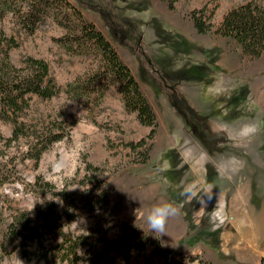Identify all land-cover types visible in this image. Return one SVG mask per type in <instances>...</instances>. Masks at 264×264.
<instances>
[{
  "label": "rangeland",
  "instance_id": "374dc122",
  "mask_svg": "<svg viewBox=\"0 0 264 264\" xmlns=\"http://www.w3.org/2000/svg\"><path fill=\"white\" fill-rule=\"evenodd\" d=\"M67 1L117 50L153 107L158 127L151 156L147 163H138L124 146L145 138L150 129L137 122L134 112L122 108L114 87L105 93L95 124L85 118L77 101L62 92L49 99L31 95L17 122L40 126L61 121L68 134L35 163L27 158L25 138L6 144L13 126L0 118V244L9 245L0 264H42L33 256L24 259L16 241L6 243L11 219L46 202L59 207L61 191L85 198L95 178L106 183L109 203L93 213L78 211L63 227L67 235L82 234L86 243L93 244L100 237L115 240L126 229L127 234L157 239L162 248L177 250L185 264H264L260 226L259 231L253 229L254 220L240 217L239 205L229 204L238 199L242 190L235 191L242 183L247 203L241 211L258 212L254 198L264 191V53L243 55L239 46L214 31L224 13L248 0H177L173 10L162 0ZM204 8L211 29L199 34L190 13ZM0 28L17 39L18 46L9 52L10 63L18 68H26V56L43 59L56 83L64 86L86 67L52 43L51 38L62 33L56 25L45 23L32 35H17L19 27L8 15ZM183 108L207 117L227 141L214 145L204 140L182 115ZM245 123L258 126L248 140L236 135ZM89 163L97 168L93 176L86 169ZM36 178L54 185L52 193L34 187ZM89 178L93 180L87 183ZM190 184L213 186L210 200L199 194L206 206L180 195ZM164 202L172 203L178 214L169 218L165 234L152 233L147 211ZM59 240L48 236L44 244ZM29 249L32 252L34 246ZM110 257L111 264L161 263L152 246L142 254L130 250Z\"/></svg>",
  "mask_w": 264,
  "mask_h": 264
},
{
  "label": "trees",
  "instance_id": "16d2710c",
  "mask_svg": "<svg viewBox=\"0 0 264 264\" xmlns=\"http://www.w3.org/2000/svg\"><path fill=\"white\" fill-rule=\"evenodd\" d=\"M169 10L174 9L177 0H162ZM11 15L18 25L17 35H32L42 24L51 23L61 28L62 33L51 38L52 43L68 57L79 58L86 67L72 82L60 86L53 79L49 65L43 59L26 56L23 63L26 68H18L10 63V50L18 46L13 34L6 35L0 28V118L12 124L13 130L7 145L20 138L28 140L27 158L37 163L44 151L53 143L64 138L68 131L61 121L43 122L40 126L17 122L18 114L28 107L31 95L40 99H49L62 92L70 101H77L84 110L85 118L96 123L105 93L114 87L120 95L122 108L127 113L134 112L136 120L144 127H149L145 138L124 146L134 153V161L145 164L151 156L153 139L158 127L156 114L147 97L133 77L128 66L121 60L116 49L112 47L101 31L84 20L81 12L67 0H0V24ZM205 8L192 11L190 17L193 27L199 34L208 33L211 24L207 22ZM209 18V17H208ZM215 34L228 39L240 47L243 55L259 57L264 53V3L256 0L233 6L223 14L215 28ZM186 118L204 140L212 144L227 141L225 135L207 117L195 110L188 113L183 108ZM199 121V123H198ZM202 136V137H203ZM87 171H97L90 163ZM86 178V176H85ZM94 178V177H93ZM93 179L87 180L92 182ZM94 186L85 198L68 196L61 191V202L57 207L54 202H46L30 213L21 212L14 216L7 226L6 243L16 241V246L24 259L36 260L42 264H111L112 253L134 251L142 254L152 246L153 253L161 258L160 264H185L182 255L175 249L162 248L157 239L147 240L140 235L127 234L126 229L115 240L100 237L93 244L86 243L87 237L69 236L64 231L78 211L87 209L93 213L104 209L109 203V189L102 180L95 178ZM41 188V192L52 193L54 185L40 182L36 178L32 183ZM98 217V215L96 216ZM97 225V222L93 224ZM48 236H59L54 244H44ZM34 246L33 251L29 249ZM9 245L0 244V261Z\"/></svg>",
  "mask_w": 264,
  "mask_h": 264
},
{
  "label": "clouds",
  "instance_id": "9594fccd",
  "mask_svg": "<svg viewBox=\"0 0 264 264\" xmlns=\"http://www.w3.org/2000/svg\"><path fill=\"white\" fill-rule=\"evenodd\" d=\"M258 132V126L256 123H245L243 124L236 135L242 140H248L251 137L255 136ZM233 162H238L236 157L231 158ZM227 171V169H225ZM212 185H207L206 187L199 188L195 184H190L184 187V189L180 192V195L188 200V202L192 201L195 198L201 205H205V201L201 199L199 194H207L208 199L212 198ZM35 203V202H34ZM32 207L29 211L32 210ZM178 214V209L169 202L158 203L152 205L146 214V223L148 225L149 231L152 233H160L165 234L167 222L170 217H174ZM19 264H22L19 261Z\"/></svg>",
  "mask_w": 264,
  "mask_h": 264
},
{
  "label": "bare ground",
  "instance_id": "6f19581e",
  "mask_svg": "<svg viewBox=\"0 0 264 264\" xmlns=\"http://www.w3.org/2000/svg\"><path fill=\"white\" fill-rule=\"evenodd\" d=\"M241 190L244 191V193H245L244 186H242V183H239L237 185V189H236L235 192L238 193ZM262 190H264V189L262 188ZM242 191L240 193H238L239 194V197H238V199L236 201L229 200L230 207H231L232 203H234L237 206L239 205L237 214L238 215H241L240 217H244L247 220L248 219H253L254 222L252 223V228L258 230L259 229V226H260L261 231H259V230L258 231L261 234L260 237H263L264 238V191H262V195L261 196H259L257 198H254L256 204H258V206H254V207H257L259 209L258 212H254L250 208H249L250 209L249 211H245V212H242L241 211V208H244L245 205H246V203H247L246 202V198H247L246 197V193L244 194Z\"/></svg>",
  "mask_w": 264,
  "mask_h": 264
},
{
  "label": "flooded vegetation",
  "instance_id": "af4514ba",
  "mask_svg": "<svg viewBox=\"0 0 264 264\" xmlns=\"http://www.w3.org/2000/svg\"><path fill=\"white\" fill-rule=\"evenodd\" d=\"M198 123H199V121H198Z\"/></svg>",
  "mask_w": 264,
  "mask_h": 264
}]
</instances>
